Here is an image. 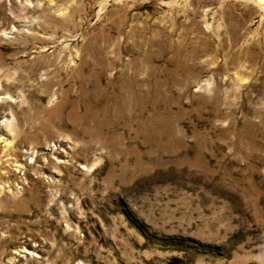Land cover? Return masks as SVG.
Listing matches in <instances>:
<instances>
[{
	"label": "rangeland",
	"instance_id": "1",
	"mask_svg": "<svg viewBox=\"0 0 264 264\" xmlns=\"http://www.w3.org/2000/svg\"><path fill=\"white\" fill-rule=\"evenodd\" d=\"M263 3L0 0V264H264Z\"/></svg>",
	"mask_w": 264,
	"mask_h": 264
},
{
	"label": "bare ground",
	"instance_id": "2",
	"mask_svg": "<svg viewBox=\"0 0 264 264\" xmlns=\"http://www.w3.org/2000/svg\"><path fill=\"white\" fill-rule=\"evenodd\" d=\"M260 3V2H259ZM262 3V2H261ZM264 4V3H263Z\"/></svg>",
	"mask_w": 264,
	"mask_h": 264
}]
</instances>
